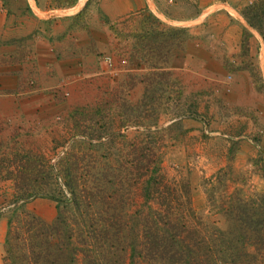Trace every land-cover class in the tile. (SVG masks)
I'll use <instances>...</instances> for the list:
<instances>
[{"label":"rangeland","instance_id":"1","mask_svg":"<svg viewBox=\"0 0 264 264\" xmlns=\"http://www.w3.org/2000/svg\"><path fill=\"white\" fill-rule=\"evenodd\" d=\"M44 2L0 0V72L10 68L20 78L12 88H0V98L38 92V32L59 34L55 18L73 13H78L72 18L74 25L60 28L59 35L65 36V28L87 27V16L88 20L95 16L111 32L112 43L116 39L112 47L128 76L120 88L107 82L96 94L95 103L88 101L75 113L64 105L56 116L45 120L38 121V111H28L25 121L24 115L13 114L12 105V110L8 107L10 116L0 118V264L5 235L15 226L12 220L16 215L27 213L46 224L55 220L56 204L38 196H50L59 186L69 197L60 164L67 166L71 155L85 163L87 157L104 163L91 166L99 174L102 170L98 167L120 170L112 177L113 184L103 178L104 202L116 201L119 188L128 185L123 192H129L127 203L138 206L140 200L130 195L136 193L131 171L149 148L151 165L164 179L166 193L174 183L181 186L175 210L182 214L190 210L193 222L201 220L209 234L225 229L224 216L218 210L228 194L250 199L264 193V180L252 164L264 156V42L241 16L254 3L257 10H263L261 0H76L70 7L51 10L45 9ZM119 9L124 10L122 16ZM238 17L243 25L235 56L228 51L231 38L226 37L224 45L216 44L215 38L221 40L228 21ZM193 39L204 47L219 48L224 63L222 72L215 73L219 78L211 76L212 68L201 70L193 62L196 54L184 43ZM179 50L188 54L186 72L172 68ZM194 73L201 76L196 78ZM77 77L61 82L52 96L60 102L68 98L65 88L76 84ZM100 133L104 135L97 138ZM102 143L106 146L103 153L101 147L94 146ZM135 148H142L144 154L134 153ZM210 193L215 195L212 199ZM124 224L123 238H118L121 246L133 243L137 232L133 220L125 218ZM118 226L122 228L123 223ZM207 238L211 243V237ZM120 250L114 252V244H104L100 255L106 259L91 253L79 258L90 256L101 264H121L119 256L126 258L128 252ZM130 261L144 264L139 257Z\"/></svg>","mask_w":264,"mask_h":264},{"label":"trees","instance_id":"2","mask_svg":"<svg viewBox=\"0 0 264 264\" xmlns=\"http://www.w3.org/2000/svg\"><path fill=\"white\" fill-rule=\"evenodd\" d=\"M75 1L45 0L44 3L47 4L45 9L51 10L70 7ZM259 6L264 8V1L261 0ZM263 14L264 9L257 10L254 3L245 8L241 16L248 27L257 30L264 42ZM103 135L100 133L97 138ZM144 138L149 140L148 135ZM80 144L89 147L87 142ZM94 146L101 147V153L106 149L104 143ZM148 149L146 157L134 162L131 171L136 193L130 195L140 200L138 206L127 203L129 192H123L128 185L119 188V198L110 202L116 204L115 209L104 202L101 185L106 181L103 178L108 177L113 184L112 177L120 170L98 167L104 174L99 179L101 173L93 171L91 166L104 163L96 162L93 157H87L85 163L71 155L67 166L62 162L60 173L69 197L59 186L52 189L50 196H38L56 204V218L51 223L46 224L27 213L12 216L15 226L13 229L10 226L6 232L2 264H101L100 260L88 255V258L79 256L91 253L106 259L100 255L104 244H114V252L120 248V252H128L126 258L119 256L121 264L127 261L134 264L130 260L137 257L144 264H264V193L250 199L239 193L233 197L228 194L218 210L224 216L225 229H215L209 234L201 220L193 222L195 218L190 210H185L187 214L175 210L181 186L174 183L166 193L165 181L158 176L155 165H151ZM136 150L139 155L144 154L142 148H135L133 152ZM261 157L252 164L264 180V156ZM210 194L212 199L215 195ZM124 208L129 211L125 212ZM93 210L97 213L91 212ZM125 218L134 221L137 232L134 242L124 247L118 238H123ZM121 222L122 228L118 226ZM205 235L211 237V243Z\"/></svg>","mask_w":264,"mask_h":264},{"label":"crops","instance_id":"3","mask_svg":"<svg viewBox=\"0 0 264 264\" xmlns=\"http://www.w3.org/2000/svg\"><path fill=\"white\" fill-rule=\"evenodd\" d=\"M139 1L142 2V0ZM119 10L120 16H122L124 10ZM77 14L73 13L66 16V18H55L59 34L61 33L60 28L73 24L72 18H75ZM92 18L96 17H90L88 20L87 16L85 21L89 24L86 23L87 27L85 28H82V26L65 28L63 30L64 37L56 34L57 32L53 30L38 32V39L35 41V49H38L36 53V60L38 61V92L35 91L36 93H30L24 97L14 99L9 96L12 94H5L6 96L0 98V118L10 116L9 106L10 110L13 107L15 108L13 109L16 112H13V114L24 115L25 121H27L26 114L28 111L29 113L38 111L39 121V119L45 120L56 116L64 105L67 109H72V113H75L76 111L74 110L78 106L88 103V101L95 103L96 94L99 90L107 87V82L114 83L116 88L121 87L124 76L128 75L126 74L127 70H124L123 66L119 64L120 60L119 55L116 53V48L112 47V44H116V39L112 43L114 38L112 39V34L103 25L104 23L99 21L98 18L92 22ZM237 19L231 23L229 22L232 20L228 21V27L221 34V40L218 37L215 38L218 45L226 44V37L231 38L233 44L229 43L231 45L228 47V51L235 56L239 53L238 32L243 25L240 17ZM195 31L197 32V29L193 30V32ZM184 43L189 48L191 46L189 51H193L196 54L193 56V62L198 64L201 70L207 67L212 68L214 74H211V76L219 78L215 73L222 72L224 68L219 48H213L212 45L210 47L207 46L209 48L204 47L202 42L195 39L190 40L189 44L185 41ZM187 46L185 48L186 51L188 49ZM224 48L226 47L224 46ZM186 51L179 50L175 52L176 56H178L176 60L178 62L174 61L172 68L176 71H187L188 54ZM234 60H237V57H234ZM176 63L177 65H175ZM135 67L130 68L129 71H132ZM15 73L10 68H8L7 72H0L1 89L12 88L16 84L17 79H19L20 83V78ZM76 76H78L76 84L65 88V90H69L68 98H64L60 102L52 96V92L61 82L67 83L70 78H76ZM194 76L197 78L201 75L195 74ZM35 101H37V104H35ZM3 112L8 115L3 114Z\"/></svg>","mask_w":264,"mask_h":264},{"label":"bare ground","instance_id":"4","mask_svg":"<svg viewBox=\"0 0 264 264\" xmlns=\"http://www.w3.org/2000/svg\"><path fill=\"white\" fill-rule=\"evenodd\" d=\"M84 1V0H83ZM79 9L78 7L76 8V10ZM75 10H73L72 12H74Z\"/></svg>","mask_w":264,"mask_h":264}]
</instances>
